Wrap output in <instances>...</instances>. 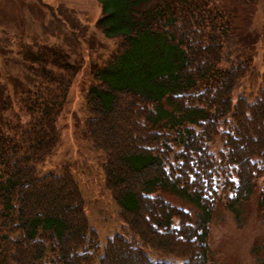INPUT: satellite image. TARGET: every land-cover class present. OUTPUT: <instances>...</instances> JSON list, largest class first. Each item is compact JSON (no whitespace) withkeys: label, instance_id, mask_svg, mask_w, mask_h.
Listing matches in <instances>:
<instances>
[{"label":"trees","instance_id":"1","mask_svg":"<svg viewBox=\"0 0 264 264\" xmlns=\"http://www.w3.org/2000/svg\"><path fill=\"white\" fill-rule=\"evenodd\" d=\"M96 2V29L118 44L90 64L82 135L104 156L122 232L100 249L69 170L37 176L80 65L26 45L27 72L4 73L13 96L0 81V264H171L147 249L209 264L219 204L238 221L254 196L264 219V71L241 95L251 58L231 2Z\"/></svg>","mask_w":264,"mask_h":264},{"label":"rangeland","instance_id":"2","mask_svg":"<svg viewBox=\"0 0 264 264\" xmlns=\"http://www.w3.org/2000/svg\"><path fill=\"white\" fill-rule=\"evenodd\" d=\"M233 5V25L249 40L247 55L250 71L240 94L248 97L262 84L264 71V0H220ZM247 1V2H248ZM100 15L96 0H0V81L6 83L5 72L22 76L28 65L19 60V52L29 46L56 47L78 62L77 74L69 88L64 109L57 118L58 142L43 162L36 165L37 176L58 175L69 170L83 199L90 227L98 234L100 249L114 233L122 232L117 205L105 189L101 165L104 156L82 135L87 118L85 96L91 84L89 68L110 55L117 40L105 39L96 29ZM252 42V43H251ZM19 60V61H18ZM23 73V74H20ZM6 92L11 85L6 83ZM211 150L220 141L211 142ZM256 249V251H254ZM156 261L181 264V260L147 249ZM209 264H264V219L253 196L242 206L240 220L219 204L209 224ZM95 259L91 264L96 263Z\"/></svg>","mask_w":264,"mask_h":264}]
</instances>
